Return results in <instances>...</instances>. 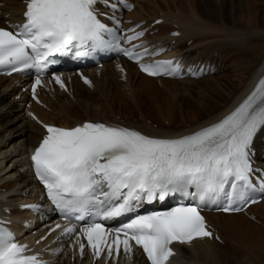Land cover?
Segmentation results:
<instances>
[{
  "label": "snow or ice",
  "instance_id": "snow-or-ice-1",
  "mask_svg": "<svg viewBox=\"0 0 264 264\" xmlns=\"http://www.w3.org/2000/svg\"><path fill=\"white\" fill-rule=\"evenodd\" d=\"M25 3L24 22L13 25L18 30L0 28V67L11 66L14 72L37 69L31 86L34 99L37 86L43 83L39 73L58 62L56 54L80 59L116 51L135 60L150 76H178L184 71L174 60L142 62L143 56L150 54L143 43L122 47L116 27L120 21L112 17L116 26L110 28L99 18L107 14L100 13L96 5L104 3L114 8L109 0ZM145 31L129 29L133 35L127 36V42L144 36ZM137 48L143 51H136ZM187 73L199 76L204 69L189 68ZM81 76L91 86L92 81ZM53 79L67 91L61 76L54 75ZM29 115L37 119L32 113ZM38 122L46 134L31 161L47 198L65 217L80 222L92 217L78 230L76 225L63 229V235L77 236L75 243L81 256L86 247L96 258L105 252L108 258L114 252L118 256L121 246L125 254L131 253L134 242L150 264H169L176 255L174 243L191 245L195 239L219 240L208 229L201 207L211 205L226 213L240 212L257 202L253 199L255 193L264 196V176L259 177L257 186L253 160L254 139L264 130V77L218 121L176 137L151 136L102 122L87 121L75 127ZM175 194L197 199L166 211L136 214L142 203L163 201ZM22 207L39 210L40 206ZM129 213L135 214L134 218L115 229L96 222L97 218L108 221ZM4 223L0 221V264H45L37 255L29 254L28 245L17 242Z\"/></svg>",
  "mask_w": 264,
  "mask_h": 264
},
{
  "label": "bare ground",
  "instance_id": "bare-ground-1",
  "mask_svg": "<svg viewBox=\"0 0 264 264\" xmlns=\"http://www.w3.org/2000/svg\"><path fill=\"white\" fill-rule=\"evenodd\" d=\"M0 2H3L0 6V26L7 19L22 18L23 0ZM261 2L262 0L259 3ZM130 17L147 20L148 24L163 18L162 23L152 28L157 32L149 39L172 46V54L179 55L183 60L210 61L218 66L219 55L232 58L238 56L239 61L234 63L238 62V65L233 64L235 69L232 81L228 84L220 79L215 88L211 87L208 101L196 99L190 105V111L185 110L179 115L171 102L163 99L161 90L156 88V82L168 85L176 82L202 84L208 83L215 76L158 80L137 74L135 69H131L128 80L122 82L112 64H108L100 76L94 75L93 89L74 79L73 97L58 91L52 95H44L49 109L34 106L44 120L72 127L87 119H109L140 128L148 135L176 137L215 122L240 102L264 75V15L257 8L250 7L248 1L138 0ZM203 17L213 18L214 25L211 26ZM175 30L181 34L173 36L171 33ZM210 31L212 35L208 36ZM213 34L217 38H214L213 44L207 43L209 38H213ZM241 52L244 56L240 55ZM133 73L136 74L135 80ZM14 80L12 77L0 76V204L10 206L14 214H20L17 204L30 199L34 192L33 181L24 169L27 164L25 152L39 142L43 131L26 115L21 104L26 95L22 93V99H16ZM148 102L149 115L146 110L143 111ZM156 113H160L164 121ZM186 113L188 114L185 115ZM149 120L152 122L149 123ZM155 123L158 124L156 127ZM257 147L264 148V134L257 140ZM250 211L255 216L258 215L255 218L260 222L258 217L264 215V200L251 206ZM208 217L218 229L223 243L206 239L195 240L190 246H178L179 255L171 264H233L227 262L230 251L237 250V247L246 250L248 235L245 228L250 226V221L244 213H211ZM59 264L72 263L64 259ZM134 264L145 262L137 258Z\"/></svg>",
  "mask_w": 264,
  "mask_h": 264
},
{
  "label": "rangeland",
  "instance_id": "rangeland-1",
  "mask_svg": "<svg viewBox=\"0 0 264 264\" xmlns=\"http://www.w3.org/2000/svg\"><path fill=\"white\" fill-rule=\"evenodd\" d=\"M245 1L246 2L248 1V5H250V7L253 6V9L257 8L258 10L261 11L262 15H264L263 14L264 0H262L261 3H259L261 0H253V2H252V0L251 1L245 0ZM210 18L211 17H203V19H205L206 22L209 21V23L212 26V25H214L215 20H213V18H211V19ZM207 35L211 36L212 31L208 32ZM232 35H231V38L234 39L232 37ZM214 38H217V37H216V35L213 34V38H209L207 43L213 44ZM223 55L224 54H221V56L219 55L217 57V64H218L219 71L217 74L212 75V76H215L216 78H214L212 80L209 79L208 83H202V84H196L195 83L194 84V82H176L175 84L172 83V84L168 85L164 82L157 81L156 82L157 83L156 88H158V90H161L160 92L162 93L163 99L170 101L171 104L175 107V109L179 115H180V113H183L185 110L190 111V105L194 104L196 102V99H201V100L204 99L205 101L209 100L208 99L210 97L209 95H211V94H209L210 93L209 91L211 90V87L215 88L216 82H219L220 79H221L220 81H223V82L228 83V84L232 81L233 75H234L233 70L235 69L234 65H238V62L236 64H234V63H235V61H239L238 56L235 58H232L228 55L227 56H225V55L223 56ZM240 55L244 56L242 52L240 53ZM217 75H219L220 77ZM133 76H134V80H135L136 74L133 73ZM199 88H201V89L203 88V89L201 90ZM198 90H200L201 92H199ZM147 107H150L149 102L147 103L146 109H143V111L146 110V113L148 114V113H150V110ZM156 114L160 115L162 118V115L160 113H156ZM187 114L188 113H186L185 115H187ZM183 120H186V119H183ZM150 121L152 122V120H149L148 122L150 123ZM163 121H164V119H163ZM183 123L184 122H182V124ZM156 125H158V124L155 123L154 126L156 127ZM262 215H261V217H258V220L260 222L250 220L246 216L247 217L246 219L250 221V226L248 228H245V231L248 235V237L246 238V242H245L247 244V248H246V250H244V249H239V247H237V250L236 249L231 250L228 257H227L228 263H233V264H264V215L263 216ZM256 216H258V215L256 214ZM229 250H226V251H229Z\"/></svg>",
  "mask_w": 264,
  "mask_h": 264
}]
</instances>
